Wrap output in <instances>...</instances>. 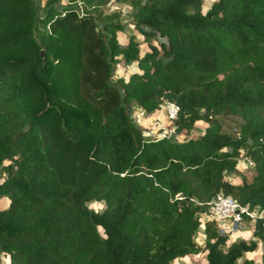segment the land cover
Listing matches in <instances>:
<instances>
[{"label": "trees", "instance_id": "1", "mask_svg": "<svg viewBox=\"0 0 264 264\" xmlns=\"http://www.w3.org/2000/svg\"><path fill=\"white\" fill-rule=\"evenodd\" d=\"M110 0H0V256L6 264H264V0H112L131 9L119 43ZM132 63L113 78V64ZM177 106L174 133L128 115ZM235 116L234 135L220 116ZM249 181L232 183L237 159ZM217 193L257 208L249 240L200 215ZM177 195V196H176ZM102 202L101 211L86 204ZM245 220L249 221L250 219Z\"/></svg>", "mask_w": 264, "mask_h": 264}, {"label": "rangeland", "instance_id": "2", "mask_svg": "<svg viewBox=\"0 0 264 264\" xmlns=\"http://www.w3.org/2000/svg\"><path fill=\"white\" fill-rule=\"evenodd\" d=\"M38 3V9H42L45 0H35ZM65 0H61L60 3H64ZM215 0H202L200 11L202 13L206 12L212 2ZM105 12L111 11H119L120 18L119 21L123 25L122 31H117L116 36L119 43H124L129 34L134 33L136 38L141 42L140 48L141 50H145L146 46L142 42V37L135 33V30L132 27L131 22V15L128 5L121 4L118 2H114L110 0L107 5L103 8ZM133 68L132 63L122 64L120 61L114 62L113 64V75L117 77H124L130 73L131 69ZM128 115L132 122L142 131L144 136L150 135L151 137H155L160 134H166L177 141H183L188 138H195L199 134L202 133L203 128L206 124L202 121H197L191 128L189 132L180 131V133H174L173 122L170 120L164 110L152 115V116H145L142 114L140 109L133 107L129 108ZM219 120L221 121L222 129L232 135L236 133L237 130V121L238 119L235 116H220ZM247 159L243 156H239L237 159L236 170L235 172H227L224 174L225 179L232 183H240L242 178L244 177L247 181L250 180L252 175V164L247 163ZM8 200L6 198H0V207H5L7 205ZM89 208L93 209L94 211H101L103 208L102 202L98 201H89L86 204ZM252 221L243 220L241 222V228L236 231V234H229L227 233V237L230 240H249L251 238V230H252ZM195 242L198 245L202 244V231L197 230L194 234ZM242 258L251 259L253 264H260V243L258 244L257 248L252 252H246L242 255ZM8 261L6 255L0 256V264H4ZM171 264H205V257L204 251H199V253L192 255V256H184L177 258L172 261Z\"/></svg>", "mask_w": 264, "mask_h": 264}, {"label": "built area", "instance_id": "3", "mask_svg": "<svg viewBox=\"0 0 264 264\" xmlns=\"http://www.w3.org/2000/svg\"><path fill=\"white\" fill-rule=\"evenodd\" d=\"M159 109L164 110L170 120H173L176 116L177 106L171 102H162ZM247 163L252 164L250 161H247ZM207 205L208 211L200 215V224L197 230L202 231L206 219H213L218 226L219 233L227 235L226 232H228L233 235L241 228V222L245 218L253 221V219L262 215L257 208L249 209L247 206L240 205L231 196L222 193H217L207 202Z\"/></svg>", "mask_w": 264, "mask_h": 264}, {"label": "crops", "instance_id": "4", "mask_svg": "<svg viewBox=\"0 0 264 264\" xmlns=\"http://www.w3.org/2000/svg\"><path fill=\"white\" fill-rule=\"evenodd\" d=\"M119 42V41H118ZM132 69H134L135 70V68H132ZM131 69V70H132ZM161 110L158 108L156 111H154V112H152L150 115H148V116H152V115H154V114H156V113H158V112H160ZM143 115H145L144 113H142ZM7 263V262H6ZM6 263H4V264H6Z\"/></svg>", "mask_w": 264, "mask_h": 264}, {"label": "water", "instance_id": "5", "mask_svg": "<svg viewBox=\"0 0 264 264\" xmlns=\"http://www.w3.org/2000/svg\"><path fill=\"white\" fill-rule=\"evenodd\" d=\"M113 78H115V76H113Z\"/></svg>", "mask_w": 264, "mask_h": 264}]
</instances>
